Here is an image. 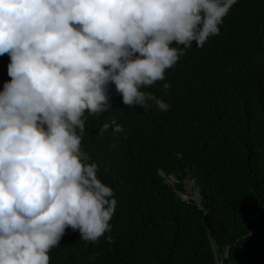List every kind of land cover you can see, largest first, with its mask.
Here are the masks:
<instances>
[{"label":"clouds","instance_id":"obj_1","mask_svg":"<svg viewBox=\"0 0 264 264\" xmlns=\"http://www.w3.org/2000/svg\"><path fill=\"white\" fill-rule=\"evenodd\" d=\"M237 2L0 0L11 78L0 90V264H50L68 228L86 247L111 233L117 199L82 148L86 120L121 101L167 112L145 89L183 59L178 45L218 36ZM110 126L124 132L113 117L99 134Z\"/></svg>","mask_w":264,"mask_h":264},{"label":"trees","instance_id":"obj_2","mask_svg":"<svg viewBox=\"0 0 264 264\" xmlns=\"http://www.w3.org/2000/svg\"><path fill=\"white\" fill-rule=\"evenodd\" d=\"M177 47L183 59L145 89L167 112L121 101L86 120L82 148L115 190L113 227L87 247L66 229L50 264H264V0H238L218 36ZM113 117L124 132L99 134Z\"/></svg>","mask_w":264,"mask_h":264},{"label":"rangeland","instance_id":"obj_3","mask_svg":"<svg viewBox=\"0 0 264 264\" xmlns=\"http://www.w3.org/2000/svg\"><path fill=\"white\" fill-rule=\"evenodd\" d=\"M187 188L189 189V191L192 192L193 186L189 182L187 183ZM183 197L186 198V199L189 198L188 194H183ZM193 197L197 198V195L196 194H193Z\"/></svg>","mask_w":264,"mask_h":264},{"label":"water","instance_id":"obj_4","mask_svg":"<svg viewBox=\"0 0 264 264\" xmlns=\"http://www.w3.org/2000/svg\"><path fill=\"white\" fill-rule=\"evenodd\" d=\"M220 264H222V262H220Z\"/></svg>","mask_w":264,"mask_h":264}]
</instances>
